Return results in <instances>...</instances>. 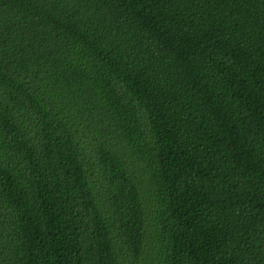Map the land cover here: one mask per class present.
Instances as JSON below:
<instances>
[{
	"label": "trees",
	"instance_id": "16d2710c",
	"mask_svg": "<svg viewBox=\"0 0 264 264\" xmlns=\"http://www.w3.org/2000/svg\"><path fill=\"white\" fill-rule=\"evenodd\" d=\"M0 264H264V0H0Z\"/></svg>",
	"mask_w": 264,
	"mask_h": 264
}]
</instances>
